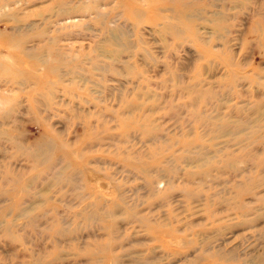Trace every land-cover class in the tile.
Returning a JSON list of instances; mask_svg holds the SVG:
<instances>
[{"label":"rangeland","instance_id":"374dc122","mask_svg":"<svg viewBox=\"0 0 264 264\" xmlns=\"http://www.w3.org/2000/svg\"><path fill=\"white\" fill-rule=\"evenodd\" d=\"M0 264H264V0H0Z\"/></svg>","mask_w":264,"mask_h":264}]
</instances>
